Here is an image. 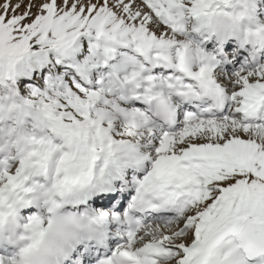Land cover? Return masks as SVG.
Instances as JSON below:
<instances>
[{
	"label": "snow or ice",
	"instance_id": "6c2138e0",
	"mask_svg": "<svg viewBox=\"0 0 264 264\" xmlns=\"http://www.w3.org/2000/svg\"><path fill=\"white\" fill-rule=\"evenodd\" d=\"M241 3L0 0V83L65 65L0 97V264H264V66L178 38Z\"/></svg>",
	"mask_w": 264,
	"mask_h": 264
},
{
	"label": "rangeland",
	"instance_id": "374dc122",
	"mask_svg": "<svg viewBox=\"0 0 264 264\" xmlns=\"http://www.w3.org/2000/svg\"><path fill=\"white\" fill-rule=\"evenodd\" d=\"M235 12H243L244 16L240 20L239 24L232 29H228L230 31H234L237 29L239 32V36L243 37L244 39H249L248 33L251 31H258L260 29H264V0H242V3L236 6L233 10ZM186 25V32L183 34H179L178 38L182 40H191L193 42L194 47H199L203 52L209 55H216L218 60L221 63H234V60L229 61L227 59V54L225 51H221L218 49V42L216 41V33L217 36L221 34L228 33V31L223 28H216V29H207L201 26L200 22L193 19L190 16L185 17L184 21ZM240 25L242 26L243 30L240 29ZM246 26V27H245ZM214 31V35L212 37L207 36L208 31ZM212 39L213 41H209ZM238 39V38H237ZM236 41L234 36L227 38L226 45H224L223 50L226 49L229 45L232 47V55L233 57L240 55V64L236 65V72L242 71H251L254 70L258 66H264V47L262 49L261 45L257 43V50L256 53L259 51L261 57L256 56L254 59H250V55L252 54V47L247 43H241L240 39ZM252 40V39H251ZM87 40L84 41L85 48L87 47ZM241 50V52H239ZM254 50V49H253ZM242 54V55H241ZM55 56V57H54ZM47 59L50 61L46 65L37 66L35 63V57L26 58L25 61L21 62L18 72L19 75L16 77L15 82H10L5 79L3 83H0V91L1 96L4 97L9 93V90L14 89L18 90L23 98L27 99L30 98L31 92L37 88L43 90L47 87V82L49 80H54L57 77H63L65 65L58 64V54L54 52H49L47 54ZM250 60V61H248ZM29 62L31 63V67L28 66ZM199 65H193V71L198 70ZM169 71V70H168ZM165 70L161 69L160 74H164ZM16 80L20 81H28L23 87L20 89V85H15ZM17 84V83H16ZM31 86L32 89H27L25 86Z\"/></svg>",
	"mask_w": 264,
	"mask_h": 264
},
{
	"label": "bare ground",
	"instance_id": "6f19581e",
	"mask_svg": "<svg viewBox=\"0 0 264 264\" xmlns=\"http://www.w3.org/2000/svg\"><path fill=\"white\" fill-rule=\"evenodd\" d=\"M240 5V4H239ZM246 27V26H245ZM222 28V30H223V27H221ZM244 28V27H243ZM243 28H242V26L240 25V29H242L243 30ZM218 29V28H217ZM227 31H228V33H226V34H224V32L222 33L221 32V34L219 35V36H217V33L215 34L216 35V37H217V39H216V41L217 42H219L220 41V43L222 44V46L224 47V45H226L227 43H226V41H227V38L229 39V37H231V36H234V39L236 40V41H238L239 42V40L238 39H240V44L241 43H247V44H249V45H252L253 43L255 44V42H254V40H251V38H249V39H244L243 37H240L239 36V32L237 31V29H234V31H230V30H228L227 28H225ZM251 32H254V31H251ZM214 35V31H212L211 32V30L210 31H208V34H207V36H209V37H212ZM238 38V39H237ZM210 42L211 41H213L212 39H210L209 40ZM256 47V46H255ZM262 47V49H263V47L264 46H261ZM239 52H241V50H239ZM259 54V53H258ZM259 57H261L260 55H258ZM254 60H255V58H254ZM164 74H167V72H165ZM186 82H191V81H186ZM211 105H209L207 108H209Z\"/></svg>",
	"mask_w": 264,
	"mask_h": 264
},
{
	"label": "trees",
	"instance_id": "16d2710c",
	"mask_svg": "<svg viewBox=\"0 0 264 264\" xmlns=\"http://www.w3.org/2000/svg\"><path fill=\"white\" fill-rule=\"evenodd\" d=\"M55 57V56H54ZM16 83H17V85H20L21 84V81L20 80H16ZM25 88H27V89H32V87L31 86H25ZM11 89H12V87H11ZM1 90V89H0ZM9 94V93H8ZM7 94V95H8ZM2 94H1V91H0V97H2L1 96ZM7 95H5L4 97H6Z\"/></svg>",
	"mask_w": 264,
	"mask_h": 264
},
{
	"label": "clouds",
	"instance_id": "9594fccd",
	"mask_svg": "<svg viewBox=\"0 0 264 264\" xmlns=\"http://www.w3.org/2000/svg\"><path fill=\"white\" fill-rule=\"evenodd\" d=\"M240 22V21H239ZM239 22H238V24H239Z\"/></svg>",
	"mask_w": 264,
	"mask_h": 264
}]
</instances>
